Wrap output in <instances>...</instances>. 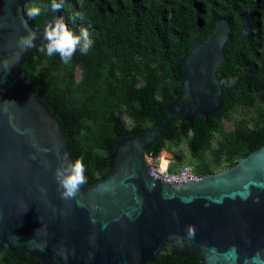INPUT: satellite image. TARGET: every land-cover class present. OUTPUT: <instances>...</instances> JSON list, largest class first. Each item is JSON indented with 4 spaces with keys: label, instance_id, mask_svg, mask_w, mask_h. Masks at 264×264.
I'll return each instance as SVG.
<instances>
[{
    "label": "water",
    "instance_id": "water-1",
    "mask_svg": "<svg viewBox=\"0 0 264 264\" xmlns=\"http://www.w3.org/2000/svg\"><path fill=\"white\" fill-rule=\"evenodd\" d=\"M24 2L0 0V254L7 247L42 264H146L168 249L201 264H264V143L189 182L163 178L147 161L171 120L192 122L222 107L216 71L225 60L229 22L219 19L189 51L177 69L179 97L157 124L117 141L110 172L66 201L54 178L64 158L73 161L66 137L18 68L42 43L22 50L19 38L30 31L42 37L60 14L49 10L51 1L41 28L33 29L22 23ZM250 18L241 23L244 40Z\"/></svg>",
    "mask_w": 264,
    "mask_h": 264
},
{
    "label": "trees",
    "instance_id": "trees-1",
    "mask_svg": "<svg viewBox=\"0 0 264 264\" xmlns=\"http://www.w3.org/2000/svg\"><path fill=\"white\" fill-rule=\"evenodd\" d=\"M51 1L25 0L24 13L28 7L41 9L35 20L25 16L33 29L41 28ZM76 12L84 19L73 22ZM58 13L77 34L81 27L89 30L94 40L89 54L77 51L65 65L58 54L49 57L38 47L18 68L58 120L73 161L83 157L86 184L110 172L117 141L155 126L179 97L178 67L221 18L231 24L225 60L216 71L222 107L207 117L197 113L192 122L174 118L148 152L177 148L174 154L180 153L181 162L189 159L196 173L205 175L264 143V0H63ZM249 14L250 37L243 40L241 21ZM240 109L254 115L236 117ZM229 120L233 125L226 129ZM182 145L190 151L186 159L178 149ZM0 264L42 263L6 247ZM146 264L201 263L195 255L178 257L167 249Z\"/></svg>",
    "mask_w": 264,
    "mask_h": 264
},
{
    "label": "clouds",
    "instance_id": "clouds-1",
    "mask_svg": "<svg viewBox=\"0 0 264 264\" xmlns=\"http://www.w3.org/2000/svg\"><path fill=\"white\" fill-rule=\"evenodd\" d=\"M62 6H63V0H59V2H58V0H52V3H51L49 10L53 13H57L61 10ZM24 15L27 17V20H35L37 17H39L41 15V9L38 6L28 7L25 10ZM71 19L73 20V22H75L77 19L83 20L84 15L81 12H76L73 14ZM223 19H226V18H223ZM27 20L22 19V23L25 26L27 25ZM217 22H216V24H217ZM229 24H230V22H229ZM230 26H231V24H230ZM215 27H216V25H215ZM241 31H242V29H241ZM250 31H251V27L249 29V35H250ZM241 36H242V33H241ZM37 39L42 40V43L38 48V50L41 53H45L49 57H52V56L58 54L61 62L65 65H68L71 63V61H72L73 57L75 56V54L77 53V51H79V53L81 55L86 56L89 54V52L91 51V49L94 46V40L91 38V34L87 28L81 27L79 30V33L77 34L76 32H74L72 29H70L68 27L67 23L60 16H53L49 20V22L47 23V25L44 28L42 37H39L37 32H31L30 31V32H28L27 35L19 38L18 44L22 50L23 49H30V48L36 47L35 42ZM165 149L166 148L163 147L161 150H165ZM45 151H47V150H45ZM160 151L158 152V154H152V153L148 152L149 155H148L147 161L150 164L151 170H152V167H154V168H156L158 173H161L162 171L175 172L180 167L187 165V166H190L192 168L194 178L187 180V181H184V182H189V181L198 179L201 176H203V175H199L196 173L193 163L190 164L188 162H183V161L181 162V158L179 156L177 158L176 154L174 155V157L171 158V160L166 159L167 165H166V167H162L161 166V157H158ZM168 151H170V150H168ZM173 163H177L178 165L172 167ZM235 163H233V164H235ZM233 164H231V165H233ZM231 165H229V166H231ZM47 166L48 165H46V167ZM229 166H225V167H229ZM225 167H223V168H225ZM223 168H221V169H223ZM221 169H219V170H221ZM219 170H216V171H219ZM85 171H86V169H85V166L83 163V157H79L75 161H69L67 158H64V163H62L59 167H57L55 169L54 178L57 182L58 188L60 190L61 198L63 200L68 201V200L74 199L76 197V195L79 193L81 186L87 183V177L85 175ZM216 171H214V172H216ZM214 172H212V173H214ZM82 187H84V186H82ZM41 191L44 192L45 189L42 188ZM26 211H27V208H26L25 212ZM40 250L44 251L45 249L40 248ZM65 259H67V257H65Z\"/></svg>",
    "mask_w": 264,
    "mask_h": 264
},
{
    "label": "rangeland",
    "instance_id": "rangeland-1",
    "mask_svg": "<svg viewBox=\"0 0 264 264\" xmlns=\"http://www.w3.org/2000/svg\"><path fill=\"white\" fill-rule=\"evenodd\" d=\"M77 76H78V74H77ZM79 77V76H78ZM77 77V78H78ZM253 114L252 113V111H250V110H244V109H240L238 112H237V114H236V117H240V116H242V115H244V114H248V115H250V114ZM254 115V114H253ZM126 123L127 124H129L130 123V121L128 120V119H126ZM232 125H233V120H229V121H225L224 122V126H225V128L226 129H231L232 128ZM216 138V137H215ZM179 150H181V152H182V155L185 157V159L187 158V157H189V154H190V151L187 149V147L185 146V145H182V146H180L179 148H178ZM177 151V148L175 149H172L171 151H168V150H161L160 151V153H159V155H158V157H165L166 159H169V160H171V158L172 157H174V153ZM180 155V153H176V156H177V158H178V156ZM205 157L206 158H209V155L208 154H206L205 155ZM165 159V160H166ZM183 162H188V163H192V162H190V160L189 159H187V161H183ZM178 164L177 163H173L172 164V167L173 166H177ZM219 170V169H218Z\"/></svg>",
    "mask_w": 264,
    "mask_h": 264
},
{
    "label": "built area",
    "instance_id": "built-area-1",
    "mask_svg": "<svg viewBox=\"0 0 264 264\" xmlns=\"http://www.w3.org/2000/svg\"><path fill=\"white\" fill-rule=\"evenodd\" d=\"M152 170L158 173L156 168L152 167ZM158 174L163 175V178H167V179H171V180H175L179 182H184V181L194 178L192 168L187 165L180 167L175 172L162 171L161 173H158Z\"/></svg>",
    "mask_w": 264,
    "mask_h": 264
},
{
    "label": "bare ground",
    "instance_id": "bare-ground-1",
    "mask_svg": "<svg viewBox=\"0 0 264 264\" xmlns=\"http://www.w3.org/2000/svg\"><path fill=\"white\" fill-rule=\"evenodd\" d=\"M166 158L165 157H161V166L162 167H166V165H167V160H165Z\"/></svg>",
    "mask_w": 264,
    "mask_h": 264
},
{
    "label": "flooded vegetation",
    "instance_id": "flooded-vegetation-1",
    "mask_svg": "<svg viewBox=\"0 0 264 264\" xmlns=\"http://www.w3.org/2000/svg\"><path fill=\"white\" fill-rule=\"evenodd\" d=\"M259 29H261V25H260V28ZM251 32V31H250Z\"/></svg>",
    "mask_w": 264,
    "mask_h": 264
}]
</instances>
